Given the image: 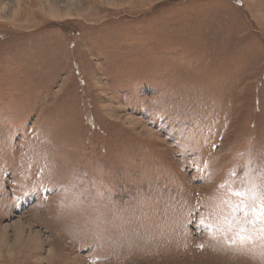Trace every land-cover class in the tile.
I'll return each mask as SVG.
<instances>
[{
  "label": "rangeland",
  "instance_id": "obj_1",
  "mask_svg": "<svg viewBox=\"0 0 264 264\" xmlns=\"http://www.w3.org/2000/svg\"><path fill=\"white\" fill-rule=\"evenodd\" d=\"M0 264H264V0H0Z\"/></svg>",
  "mask_w": 264,
  "mask_h": 264
}]
</instances>
